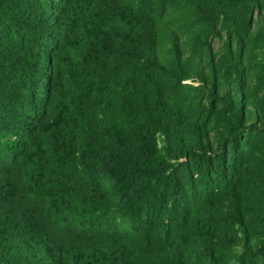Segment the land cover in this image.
Here are the masks:
<instances>
[{
  "label": "trees",
  "instance_id": "obj_1",
  "mask_svg": "<svg viewBox=\"0 0 264 264\" xmlns=\"http://www.w3.org/2000/svg\"><path fill=\"white\" fill-rule=\"evenodd\" d=\"M0 264H264V0H0Z\"/></svg>",
  "mask_w": 264,
  "mask_h": 264
},
{
  "label": "rangeland",
  "instance_id": "obj_2",
  "mask_svg": "<svg viewBox=\"0 0 264 264\" xmlns=\"http://www.w3.org/2000/svg\"><path fill=\"white\" fill-rule=\"evenodd\" d=\"M185 82H186V83H193V84H197V82H195V81H194V82H192V81H190V80H186Z\"/></svg>",
  "mask_w": 264,
  "mask_h": 264
}]
</instances>
